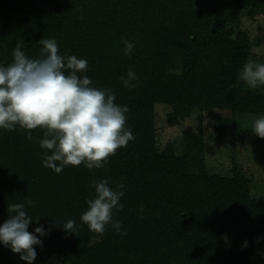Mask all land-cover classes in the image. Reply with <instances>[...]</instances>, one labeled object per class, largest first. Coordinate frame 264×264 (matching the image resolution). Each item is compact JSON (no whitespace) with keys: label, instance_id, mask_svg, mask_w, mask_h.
<instances>
[{"label":"trees","instance_id":"trees-1","mask_svg":"<svg viewBox=\"0 0 264 264\" xmlns=\"http://www.w3.org/2000/svg\"><path fill=\"white\" fill-rule=\"evenodd\" d=\"M246 2L0 0V65L12 62L18 43L35 59L38 42L54 39L58 54L88 61L78 75L129 109L126 127L135 137L101 169L82 163L57 174L43 163L51 155L40 146L45 129H0V226L9 205L24 203L34 221L28 231L50 229L33 246V264H253L255 241L264 240V202L252 197L249 179L236 166L221 175L207 164L200 118L185 128L182 154L173 145L158 151L154 119L155 105L170 107V126L205 111L216 137H234L238 118L264 115V89L239 79L254 59L239 27ZM124 41L135 45L128 55ZM129 70L135 87L121 79ZM96 180L124 185L119 233L108 225L97 234L81 221ZM69 219L74 234L63 228ZM0 264L26 262L0 243Z\"/></svg>","mask_w":264,"mask_h":264},{"label":"clouds","instance_id":"clouds-1","mask_svg":"<svg viewBox=\"0 0 264 264\" xmlns=\"http://www.w3.org/2000/svg\"><path fill=\"white\" fill-rule=\"evenodd\" d=\"M38 43L42 45L39 58H29L18 43L12 62L0 65V129H45L40 146L50 150L51 155L45 154L43 163L57 174L65 166L82 163L88 169L103 168L110 156L135 139L126 127L129 109L115 103L111 90L93 87L87 75H78L88 70L87 60L58 54L54 39L42 38ZM124 44L128 55L135 45L129 41ZM121 79L125 87H135L133 81L138 77L129 70L127 78ZM239 79L251 88L264 85V64L246 62ZM251 130L264 139V115L255 119ZM31 138L29 133L28 139ZM92 187L95 195L87 201L81 221L97 234L102 235L108 225L119 233L121 225L115 216L123 208L119 201L124 185L113 188L107 180H96ZM26 203L33 204L30 199ZM8 213L9 219L0 226V243L19 254L26 264H33L37 258L33 246H42L38 237L48 235L50 229L40 225L30 233L28 228L34 221L24 203L9 205ZM62 224L65 232L74 234V220Z\"/></svg>","mask_w":264,"mask_h":264},{"label":"rangeland","instance_id":"rangeland-1","mask_svg":"<svg viewBox=\"0 0 264 264\" xmlns=\"http://www.w3.org/2000/svg\"><path fill=\"white\" fill-rule=\"evenodd\" d=\"M239 27L243 30L252 45V53L256 63L264 64V5L263 0H247L240 17ZM249 89H252L248 86ZM262 91L264 85L257 86ZM171 113L169 106L155 105V142L158 151L167 145H173L176 154L183 152V132L188 124L195 126L197 120L202 121L205 136L204 157L221 175H229L236 166L249 179L251 195L264 202V139L253 134L251 128L258 117H240L237 119L235 136L228 132L216 137L212 129V115L205 111L194 112L190 120L178 121L174 126L167 123V115ZM198 118V119H197ZM253 264H264V240L257 239L254 245Z\"/></svg>","mask_w":264,"mask_h":264}]
</instances>
